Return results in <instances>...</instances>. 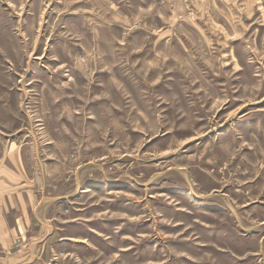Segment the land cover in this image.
Listing matches in <instances>:
<instances>
[{
	"label": "rangeland",
	"instance_id": "374dc122",
	"mask_svg": "<svg viewBox=\"0 0 264 264\" xmlns=\"http://www.w3.org/2000/svg\"><path fill=\"white\" fill-rule=\"evenodd\" d=\"M18 157L0 264H264V0H0Z\"/></svg>",
	"mask_w": 264,
	"mask_h": 264
},
{
	"label": "crops",
	"instance_id": "0c3cea01",
	"mask_svg": "<svg viewBox=\"0 0 264 264\" xmlns=\"http://www.w3.org/2000/svg\"><path fill=\"white\" fill-rule=\"evenodd\" d=\"M8 159H11L8 156ZM0 166V235L4 247L10 243L14 233H20L11 219L16 218V227L34 230V215L37 214V201L34 200V181H28L22 167V159L18 163L10 161V165ZM26 234V233H25ZM8 237V239H6ZM10 237V238H9ZM34 245V244H33ZM33 248V246H32Z\"/></svg>",
	"mask_w": 264,
	"mask_h": 264
}]
</instances>
